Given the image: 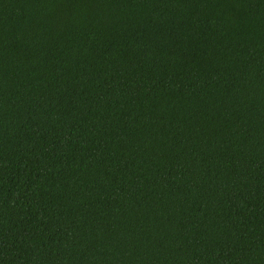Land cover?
<instances>
[{
    "label": "trees",
    "instance_id": "obj_1",
    "mask_svg": "<svg viewBox=\"0 0 264 264\" xmlns=\"http://www.w3.org/2000/svg\"><path fill=\"white\" fill-rule=\"evenodd\" d=\"M0 264H264V0H0Z\"/></svg>",
    "mask_w": 264,
    "mask_h": 264
}]
</instances>
